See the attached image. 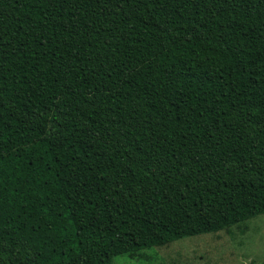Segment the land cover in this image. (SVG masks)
<instances>
[{"label":"trees","instance_id":"16d2710c","mask_svg":"<svg viewBox=\"0 0 264 264\" xmlns=\"http://www.w3.org/2000/svg\"><path fill=\"white\" fill-rule=\"evenodd\" d=\"M262 214L264 0H0V264Z\"/></svg>","mask_w":264,"mask_h":264},{"label":"rangeland","instance_id":"374dc122","mask_svg":"<svg viewBox=\"0 0 264 264\" xmlns=\"http://www.w3.org/2000/svg\"><path fill=\"white\" fill-rule=\"evenodd\" d=\"M141 256H116L112 264H264V214L217 233L145 249Z\"/></svg>","mask_w":264,"mask_h":264}]
</instances>
